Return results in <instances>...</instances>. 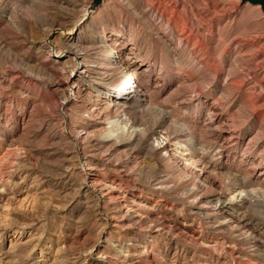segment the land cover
I'll list each match as a JSON object with an SVG mask.
<instances>
[{
  "label": "rangeland",
  "instance_id": "374dc122",
  "mask_svg": "<svg viewBox=\"0 0 264 264\" xmlns=\"http://www.w3.org/2000/svg\"><path fill=\"white\" fill-rule=\"evenodd\" d=\"M93 1L0 0V264H264V209L244 210V223L228 226L198 202L228 198L233 186L264 196V107L247 106L264 98V9L244 0H130L156 15L158 32L169 23L178 64L121 0L103 1L88 20L82 44L106 39L111 60L136 71L148 105L170 115V128L144 120L170 137L159 159L106 137L122 109L126 122L140 124L137 103L100 111L105 85L81 79L74 94L65 85L70 56L53 57L67 49L60 30ZM107 48L90 51L87 63L101 62ZM189 51L209 66L189 65ZM83 101L94 103L88 116ZM182 144L194 166L172 151ZM152 174L167 179L150 182Z\"/></svg>",
  "mask_w": 264,
  "mask_h": 264
},
{
  "label": "bare ground",
  "instance_id": "6f19581e",
  "mask_svg": "<svg viewBox=\"0 0 264 264\" xmlns=\"http://www.w3.org/2000/svg\"><path fill=\"white\" fill-rule=\"evenodd\" d=\"M105 0H94L91 4V6L88 9H80L79 12L82 13V18L81 19H74L71 24H69V27L63 28L65 30H60V32H63L65 34L64 38V45L67 48L65 52L57 53L55 50H53V57L62 59L65 56L69 57L70 60L73 62V68H72V75L67 78L66 80V87L70 89V91H73V93H77L76 91V85L79 80L87 79L88 81H95L98 82V84L105 85V88L101 89L99 94L101 95L99 98H96L95 101L99 102L101 106L98 107L100 111L103 112H108L110 111V107L108 106V103L112 104H121L120 107L126 108L127 105L137 103L138 109L135 118H138L140 124L138 126L132 125L128 122H126L122 117V112H127L126 109H122V112L117 111V116L115 121L111 122L109 129L106 130V137H112L113 143L115 145H121L122 141L120 138H124L126 145H134L138 146L143 150L144 152L148 154H157L159 159H163L162 152L165 154L170 151V137L165 136L164 132L156 131L155 128L152 125H148L145 123L144 120L149 119L151 116L157 118L160 120L166 127L170 128V115L163 111L159 107H151L149 106L150 104L147 103L145 100L143 93H141V88L137 85V82L135 81V76H136V71H133L130 69V65L127 63L124 65L122 63L123 59H117V60H111V53L114 52L113 47L111 45L105 44L106 39H99L97 41H92L89 44H82L80 41L81 36V30L84 29L85 27L88 26V20L92 18V15L94 14L96 9L101 5V3ZM125 2V7L126 9L134 16L137 17L138 20L142 21L144 23V26L153 34L164 46V50L166 55L169 57V59L173 63H179V54L175 53L174 48H172V43L171 40H174V37L176 36L171 32L172 39H170V29L169 28V23H164L161 21L158 23L157 26L162 27L161 31H157L156 28H154V19H155V14L151 13H145L137 9L131 3L130 0H121ZM143 3V1H141ZM70 13V12H69ZM181 14V13H179ZM157 20V19H156ZM187 20V19H186ZM170 21V20H169ZM190 18L186 21V23H190ZM69 23V22H68ZM171 27V26H170ZM89 28V27H88ZM61 29V28H60ZM66 29H68L66 31ZM160 29V28H158ZM93 30V29H91ZM165 30H168L165 31ZM96 32V31H95ZM59 34V33H57ZM169 35V37H166V35ZM58 36V35H57ZM174 42V41H173ZM48 45V46H47ZM106 45L109 47L107 48ZM181 45H183V42L181 40L177 39V47L176 51H178V48H182ZM48 50L54 48V43L48 42L45 45ZM239 46V45H238ZM201 47V46H200ZM241 47V46H239ZM103 48H107V51L105 52L104 56L101 59V62H97L96 57L92 64H88V58H91V52L93 51L94 55L96 56L97 53L100 50H103ZM196 48V47H195ZM64 50V49H63ZM105 51V50H104ZM186 54V53H185ZM181 58V57H180ZM93 59V58H92ZM91 60V59H90ZM89 60V61H90ZM187 60L190 65V62L196 63L197 66L200 67V69H203V67L209 66V62L206 60L205 62L199 61V62H194L196 60V56L192 51H189L187 53ZM55 61V60H54ZM60 61V60H59ZM126 63V62H125ZM183 63V62H182ZM181 63V64H182ZM202 64V66H201ZM188 65V66H189ZM193 65V64H192ZM235 65V64H234ZM187 66V67H188ZM212 66V65H211ZM41 69V68H40ZM129 71V76L128 78H124V82H120L122 78V73L124 70ZM42 71V70H41ZM44 72V70L42 71ZM40 73V72H39ZM200 75H196V81L201 87H204L206 84L205 79L203 77H199ZM214 77H216L214 75ZM132 80V82L130 81ZM116 80H119V85L115 88V90L110 89L112 83ZM118 82V81H117ZM131 84L129 85V83ZM264 91V88H263ZM81 94V92H79ZM95 96V95H94ZM77 97V95H76ZM82 97V96H81ZM88 97V96H86ZM84 99V97H83ZM90 99V98H89ZM70 96L67 95L63 99L62 105H66L68 102L70 103ZM86 100V99H84ZM91 100V99H90ZM92 101V100H91ZM85 102L84 104H87L88 107L85 110V113L87 116L90 114L89 112H92L94 110V103L92 102ZM96 102V103H97ZM260 103L261 107H264V98L263 96L260 95V93L256 94L253 98V101L248 103L247 106L251 108H256L257 103ZM149 104V105H148ZM96 105V104H95ZM120 107H117V109H120ZM129 108V107H128ZM116 109V110H117ZM262 109V108H261ZM122 116V117H121ZM133 118V117H132ZM136 122V121H135ZM87 125V124H86ZM177 141V140H176ZM187 143V142H186ZM79 146V145H78ZM193 147V146H192ZM196 147V146H195ZM78 148V147H77ZM172 151L175 153L176 156L180 158L187 164L190 165H195L194 162L195 160L191 158L189 154V150L185 145H175V147L172 149ZM79 158H80V153H79ZM170 158V157H169ZM192 159V161H191ZM198 160V159H197ZM201 160V159H199ZM86 161V159H85ZM88 161V160H87ZM86 161V162H87ZM194 161V162H193ZM197 162V161H196ZM195 162V163H196ZM90 162L88 163H83L82 166L86 167L89 165ZM201 163V162H200ZM199 164V163H198ZM202 164V163H201ZM202 167V166H201ZM169 176V175H168ZM148 181H155V180H165L167 179V176H155V175H150L147 177ZM69 183L71 181L67 179ZM161 184V183H160ZM195 188V187H193ZM86 191L88 190V187L85 185L83 187ZM166 189V188H164ZM191 190V189H190ZM257 190V189H255ZM169 191V190H168ZM252 192H246L242 191L237 187H231L228 190V198L224 197H216L214 199H207V200H199L198 202L204 203L209 205L208 209L206 211H209L210 213H219L222 214L226 218V224L229 226L232 223H235L237 226V223H242L244 221V215L243 212L244 210H253L257 211L264 209V196L261 198L257 196L250 195ZM254 193V192H253ZM263 193V192H262ZM197 201V200H196ZM250 221V220H249ZM248 222V221H247ZM246 222V223H247ZM244 223V222H243ZM249 223V222H248ZM244 225V224H243ZM247 224H245V227ZM248 227V226H247ZM254 227L249 226L250 233L249 234H258V230ZM248 234V233H247ZM248 234V235H249ZM262 234V233H261ZM246 235V234H245ZM250 236V235H249ZM164 237L166 238V241L170 244V246L174 247V251H180L181 248L177 245V242L173 236L170 234L165 233ZM259 246V245H258ZM217 247V246H216ZM95 260L99 261L102 264L101 259L96 258Z\"/></svg>",
  "mask_w": 264,
  "mask_h": 264
},
{
  "label": "water",
  "instance_id": "95a60500",
  "mask_svg": "<svg viewBox=\"0 0 264 264\" xmlns=\"http://www.w3.org/2000/svg\"><path fill=\"white\" fill-rule=\"evenodd\" d=\"M252 4H259L264 9V0H244Z\"/></svg>",
  "mask_w": 264,
  "mask_h": 264
},
{
  "label": "built area",
  "instance_id": "2783aa9c",
  "mask_svg": "<svg viewBox=\"0 0 264 264\" xmlns=\"http://www.w3.org/2000/svg\"><path fill=\"white\" fill-rule=\"evenodd\" d=\"M131 84V82L129 83V85Z\"/></svg>",
  "mask_w": 264,
  "mask_h": 264
}]
</instances>
